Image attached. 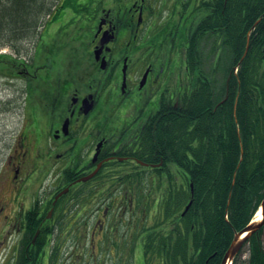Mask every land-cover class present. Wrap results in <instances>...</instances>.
Returning a JSON list of instances; mask_svg holds the SVG:
<instances>
[{"label": "flooded vegetation", "instance_id": "obj_1", "mask_svg": "<svg viewBox=\"0 0 264 264\" xmlns=\"http://www.w3.org/2000/svg\"><path fill=\"white\" fill-rule=\"evenodd\" d=\"M65 1H58L57 16L43 29L48 53L38 67L45 103L40 108L27 101L12 152L0 168V249L10 248L2 259L10 263L41 231L47 241L63 230L80 235L92 222L90 240L99 248L97 242L113 234L108 217L115 211L119 217H145V185L161 180L156 139L163 118L175 121L173 132H210L205 123L198 127L197 117L226 100L236 117L237 96L229 97L228 79L222 97L210 96L207 45L190 49L207 14L205 0H68L58 8ZM39 48L41 42L33 52ZM193 55H202L199 66ZM7 57L14 69L4 72L5 80L34 79L33 58ZM220 110L225 113V107ZM222 125L226 132L224 120ZM29 231L33 235L26 239ZM75 242L81 244L79 237ZM113 244H103L106 256L114 254Z\"/></svg>", "mask_w": 264, "mask_h": 264}, {"label": "trees", "instance_id": "obj_2", "mask_svg": "<svg viewBox=\"0 0 264 264\" xmlns=\"http://www.w3.org/2000/svg\"><path fill=\"white\" fill-rule=\"evenodd\" d=\"M58 1L0 0V48L11 51L5 56L20 54L22 43L42 37L57 16ZM205 2L207 14L190 49L197 50L202 41L207 45V57H213L208 69L210 96L222 97L228 79L229 97L237 96L236 117L226 100L215 111L196 116L198 127L205 123L202 128L210 132H173L170 115L162 119L163 132L156 139L163 157L156 170L161 180L145 185L146 215L127 225V238L116 225L110 238L105 234L103 243L97 242L103 255L98 264H104L107 241L114 243L111 264H220L235 232L249 223L264 196V0ZM193 58L196 66L202 63V55ZM13 63L4 58L0 67L11 72ZM223 120L226 132H221ZM73 232L52 233L45 241L47 232L41 231L35 243L21 246L11 264H65L61 250ZM261 232L262 228L244 242L247 259L240 258V249L231 264H264ZM32 235L33 231L25 233L26 239Z\"/></svg>", "mask_w": 264, "mask_h": 264}, {"label": "rangeland", "instance_id": "obj_3", "mask_svg": "<svg viewBox=\"0 0 264 264\" xmlns=\"http://www.w3.org/2000/svg\"><path fill=\"white\" fill-rule=\"evenodd\" d=\"M64 1V0H63ZM41 41L42 48L37 49L39 53H36L35 59L33 61L35 77L29 83L28 81H24L19 77H13L10 81L5 80L3 78L4 72H8L9 69L6 67L0 68V168L5 167L6 164V157L9 153L12 152L10 150L11 145L15 142V137L18 134V130L21 124L24 122V116L27 114L28 103L31 101V104L39 105L42 108L43 104L45 103V87L44 82L41 78L43 74V69L38 67L41 65L42 61L44 60L45 56L48 53V37L44 36L43 38L36 39L31 38L26 40L22 43V49L20 53L19 61H27L30 62L33 60V46L35 43ZM9 52V48L4 47L0 51ZM207 48H205V52ZM62 54H57L55 56L56 64H58L59 60L61 61ZM213 57H205V66L212 63ZM14 69V68H13ZM114 221V225H117V232L123 237L127 238L129 231H127V225H131L135 221L133 217L130 215H126L124 217H119L116 214V211L113 213V216L108 217ZM139 218V217H138ZM255 219V215H254ZM87 225V231L83 234L78 233L75 231L67 237L65 245L61 250L62 258L65 260V264H98L97 260L100 258L99 251L97 247L93 248L91 240H90V226ZM71 231V230H69ZM5 232V230L3 231ZM86 233V236L84 235ZM66 237V235H64ZM79 237L81 244L77 247L75 245L76 238ZM261 244L263 246L264 251V227L260 234ZM8 245L10 243V239L7 238ZM6 241V242H7ZM97 246V244L95 245ZM104 246V245H103ZM5 252L10 254V248L0 249V264H11L4 259L2 261ZM121 253V251H120ZM249 255L248 246L247 244L243 247L240 258L242 260H246ZM111 255L105 257L104 264H111ZM246 264V262H243Z\"/></svg>", "mask_w": 264, "mask_h": 264}, {"label": "water", "instance_id": "obj_4", "mask_svg": "<svg viewBox=\"0 0 264 264\" xmlns=\"http://www.w3.org/2000/svg\"><path fill=\"white\" fill-rule=\"evenodd\" d=\"M97 169L93 170L90 174L83 177L82 180H85L89 177H91ZM64 192L62 190L60 193ZM193 189H192V183H190V194L192 195ZM191 204V199L188 201V203L184 206L181 214L183 215L187 209L189 208ZM260 213L261 217L258 220H253L252 222H249L246 226L241 228L239 231L235 232L234 237L232 239V242L226 252L224 253L220 264H230L232 258L234 255L238 252L240 247L242 246L243 242L254 232H256L260 227L264 225V196L260 201ZM247 233V235H245ZM243 237V239H241Z\"/></svg>", "mask_w": 264, "mask_h": 264}, {"label": "bare ground", "instance_id": "obj_5", "mask_svg": "<svg viewBox=\"0 0 264 264\" xmlns=\"http://www.w3.org/2000/svg\"><path fill=\"white\" fill-rule=\"evenodd\" d=\"M36 44L37 43H35L34 44V46H33V51H34V49H36ZM4 47H6V46H2L1 48H0V50L1 49H3ZM34 53V52H33ZM7 54V52L4 50H2V51H0V55H3L4 57L3 58H5V59H8V57L7 56H5ZM261 217V213H260V210H258L257 212H256V220H258L259 218Z\"/></svg>", "mask_w": 264, "mask_h": 264}, {"label": "snow or ice", "instance_id": "obj_6", "mask_svg": "<svg viewBox=\"0 0 264 264\" xmlns=\"http://www.w3.org/2000/svg\"><path fill=\"white\" fill-rule=\"evenodd\" d=\"M245 235H247V233H245ZM241 239H243V237H241Z\"/></svg>", "mask_w": 264, "mask_h": 264}]
</instances>
